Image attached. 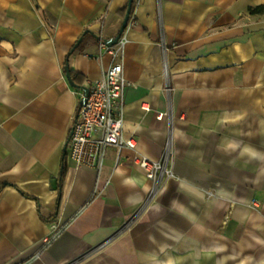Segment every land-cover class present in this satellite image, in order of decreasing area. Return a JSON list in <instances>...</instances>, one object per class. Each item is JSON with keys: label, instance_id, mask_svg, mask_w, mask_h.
Wrapping results in <instances>:
<instances>
[{"label": "crops", "instance_id": "crops-1", "mask_svg": "<svg viewBox=\"0 0 264 264\" xmlns=\"http://www.w3.org/2000/svg\"><path fill=\"white\" fill-rule=\"evenodd\" d=\"M128 2L0 0V264H264V0L133 2L120 59L136 148L99 172L70 160L65 64L100 80ZM167 147L173 175L151 197L131 158Z\"/></svg>", "mask_w": 264, "mask_h": 264}, {"label": "built area", "instance_id": "built-area-1", "mask_svg": "<svg viewBox=\"0 0 264 264\" xmlns=\"http://www.w3.org/2000/svg\"><path fill=\"white\" fill-rule=\"evenodd\" d=\"M139 1L134 0L137 4ZM122 47V38L111 47L100 41V49L111 54L114 62L103 72L100 80L85 82L84 89H80V104L66 145L68 156L77 167H90L99 172L109 149L133 151L136 148L134 139L124 137L125 92L132 84L124 77L120 59ZM131 161L146 171L153 184L151 197L173 175L168 147L160 161H152L139 154H135Z\"/></svg>", "mask_w": 264, "mask_h": 264}, {"label": "trees", "instance_id": "trees-1", "mask_svg": "<svg viewBox=\"0 0 264 264\" xmlns=\"http://www.w3.org/2000/svg\"><path fill=\"white\" fill-rule=\"evenodd\" d=\"M133 9H134V3L132 4V9H131V14L133 12ZM252 13H262L264 12V7H259V8H256V9H252L251 10ZM131 19V17H130ZM107 42V41H105ZM77 46L78 45H75L74 48L71 50V52L69 53V56H72L76 51H77ZM65 74L67 75V73H69V77L68 78V81L70 82V84L76 88H82L84 83L82 82V80H78V75H76L75 73H73L72 71H69V68H68V65L67 63L65 64ZM65 157H64V160H63V164H62V169H61V172H60V182L62 183L66 177V174H67V164H66V161H65ZM4 187V186H3ZM3 187H0V191ZM41 215V213H40ZM56 215L55 216H52L50 218H45L44 216L41 215V219L46 222V223H50V222H53L55 219H56Z\"/></svg>", "mask_w": 264, "mask_h": 264}, {"label": "water", "instance_id": "water-1", "mask_svg": "<svg viewBox=\"0 0 264 264\" xmlns=\"http://www.w3.org/2000/svg\"><path fill=\"white\" fill-rule=\"evenodd\" d=\"M133 2H134V0H129L128 5H127V12H126L122 27L120 29V32L115 39L107 42L108 46H110V47L115 46L119 42V40L122 38L126 28L128 27L129 21H130L131 9H132ZM67 77H69V73H67ZM79 89H84V87L79 88ZM81 103H82V101H81ZM65 150H66V148H65Z\"/></svg>", "mask_w": 264, "mask_h": 264}]
</instances>
